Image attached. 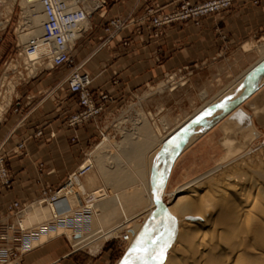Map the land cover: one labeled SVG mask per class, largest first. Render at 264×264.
Wrapping results in <instances>:
<instances>
[{
    "label": "crops",
    "instance_id": "0c3cea01",
    "mask_svg": "<svg viewBox=\"0 0 264 264\" xmlns=\"http://www.w3.org/2000/svg\"><path fill=\"white\" fill-rule=\"evenodd\" d=\"M204 1L190 0L192 4ZM180 4L181 0H108V5L92 17L90 31L77 43L75 64L93 79L90 88L96 103L104 108L103 116L131 100L140 102V97L155 85L182 70L196 71L238 48L244 50L247 42L264 35V0H234L231 9L203 18L199 26L191 21L160 28L149 21L139 23L151 9L157 16L164 15L177 10ZM120 16L135 23L109 47L103 46L105 26ZM68 75L66 68L46 73L26 83L14 96L17 112L0 126V151L13 178L12 188L0 187V214L13 202L30 204L46 188L52 193L58 191L88 158L99 126L95 119L76 128L68 127V117L80 109L77 97L68 89ZM104 95L108 96L106 101L101 99ZM40 131L42 135L37 136ZM75 136L78 140L73 142ZM21 143L25 144L22 150L18 148ZM79 178L80 183L74 181L70 187L67 199L75 195L82 206L84 196L102 188L103 178L94 169ZM57 237L32 248L22 264H110L109 245L75 250L66 239Z\"/></svg>",
    "mask_w": 264,
    "mask_h": 264
},
{
    "label": "bare ground",
    "instance_id": "6f19581e",
    "mask_svg": "<svg viewBox=\"0 0 264 264\" xmlns=\"http://www.w3.org/2000/svg\"><path fill=\"white\" fill-rule=\"evenodd\" d=\"M12 1L14 2L15 0H0V25H2V27H7L8 23L10 22L9 17L13 13V9H14ZM31 1H35V0H21L20 2L21 3L20 5L22 6L23 9V13L20 20L19 37L23 45L31 36L40 34L41 26L44 20L42 6L40 2L31 4ZM4 18H8V19L6 21H3ZM254 49H255V45L253 44L247 43L244 45V50L247 52L252 51ZM259 52H263L261 59H259L254 65L248 68L247 71L241 75V77L238 79L237 85L232 87V89L229 91V93L226 96L221 97V99L219 100L211 101L207 103L201 109L197 110V112H195L190 118L182 122L178 127L171 130L168 135H165V137H163L161 140H158V143L154 139L152 144H150L152 145V147L155 146L154 154H156V158L154 159V161L151 162L153 166L151 176L152 179H154V182L153 180H151L152 184L151 182L150 184L147 183V186L146 184H143L145 190L147 191L146 193L151 203L149 208L145 210L144 213H148L147 214L148 220L149 218H153V216L156 219L153 226V230L154 231L157 230L156 231L157 233H153V234L157 236L159 231L158 234L159 236L155 237V245H149V247L152 246L163 247L164 244L169 245L170 243L168 242L169 241L168 239L171 240V237L174 236V234L172 236L169 235L170 231L172 230L169 229L171 226L168 228V230H164L165 227L163 229L164 225H162V221L166 223L167 218L165 219L166 220L165 221L164 218L166 216L164 217V215H162L164 218H161L160 214L159 215L157 214L159 212V208H158L157 200L153 198L154 197L153 189L156 188V190H158V187L160 186L164 188L167 181L170 180L172 170L178 158L190 146H192L195 142H197V140H199L206 132H208L216 123H219V127L221 128V131H223L224 133L233 134L232 132H236L237 128H240V126H238V122L230 121V119H228V117L230 116L229 114L232 111L226 117L223 116L224 118L221 121L218 119H220L221 115L224 114L223 111L229 106H231V104L233 105V103L236 104V102L238 101L240 102L246 99L247 97H249V95L254 93L261 84H264V50L262 51L260 50ZM26 62H29V60L26 59ZM36 68H38V66H34L33 68L30 69L31 74L35 73ZM164 85H166L165 82L159 84L156 88L150 89L149 92H147L144 96L140 97V102L127 106V109L124 110V113L129 114V115L127 114L128 116L127 115L126 116L129 117L131 122L133 123H130L132 124L131 129L129 128L130 130L121 128V132L123 133V136L125 137L130 136L132 138L134 137L133 135H136L137 133L136 130L138 129L143 130V128L141 127H146L145 125H148L149 122L148 119L145 117L146 115H144L141 102L146 98H148L155 91L163 90ZM262 89H260L259 91H261ZM258 92H256L255 94H257ZM255 94L250 98V100L255 96ZM252 106H254L252 108L256 107V109L259 110V112L261 111L263 112L264 107L262 108V106H264V96L262 99L261 106H257L255 104H253ZM238 107L239 109H242L246 114L252 116V114L249 113V111L246 108L240 106ZM236 109L237 108H235L233 111H235ZM0 110L4 111V106H1ZM203 120L207 122L205 124L203 123L204 125L200 124L199 126H197L199 122ZM241 131H242L241 141L237 142V140H235V136L234 137L230 136L226 142L223 141L224 142L223 146L227 151V154L222 159L223 163L219 162L217 167H215L207 174L197 178L192 182L185 184L184 186L179 187L177 190L173 191L170 194V197H172V199L175 198L176 200L180 201V204L182 202L184 203V201L187 198L186 197L187 195H192L196 197L197 191L194 188H196V185L199 184V182H202L203 179L205 178L207 179L208 176L214 174L215 172L217 173V171L227 167L228 165L230 166L239 158H242L246 156L247 153H250L253 150L252 148H250L254 144L253 142L259 139L262 135V131L257 127L255 123L254 116H252L251 124H249L248 127H242ZM149 143L146 149L141 148L144 152H142V150L140 151L139 149L138 150L140 152H136L137 149H135V152H129V153H131L133 158L135 155V157L140 160L141 158H143L145 153L147 154L149 152L148 151ZM111 150L112 149L111 146L109 145V138L106 135H104V139L102 140V142L99 143L97 146H95L91 150V152L89 151L90 153L86 161L87 163L84 166L86 167L88 165H91V168L86 174H88L90 171H93L94 169L97 170V172L100 175H103L104 177L108 178L109 172L112 173L116 172L117 170L113 169V167L110 166V162H109V160L111 159L110 157H113L114 155ZM238 155L240 156L239 158L234 160L232 159ZM117 158L119 159V157ZM127 159L129 160V158ZM139 160L135 161V164L137 162L139 163V165L143 163V161H139ZM123 161L121 160L120 162ZM120 172H122V170H120ZM122 173L124 174V172ZM86 174H84L83 176H85ZM117 175L119 176V174ZM249 175L251 178L250 179L251 182L252 181L256 183L258 182V184L262 183L264 185V172L260 167L251 168L249 170ZM83 176L76 175L75 177H73L70 184L68 183L64 188H62L60 192L56 193L54 201L46 200V199L44 200L41 199L37 202L35 201L18 217L19 218L18 224H20L24 230L25 229L40 230L42 226H50V225L55 226V229H48L47 232H39L38 236L31 240L32 248H35L36 246L45 243L49 239L55 238L61 234L64 233L66 234L68 232L69 227H72L75 231V232L70 231L68 232V234H70V237L72 238L76 250H80L82 248L84 249V247L87 246L97 248L100 246L102 242L107 241L112 236H116L118 232L124 228L125 224L130 223L131 221L135 220L136 217H138L139 214L136 216H131L130 214L128 215L129 209L125 204L127 193H125L124 191L114 193L113 195L114 196L113 198L115 199L114 204H110V205L105 204L104 206H102V203H104L106 200L110 198L108 189L109 187L114 186L112 185L113 183L111 184L112 186L110 184L109 186L104 185L102 188L98 189L97 191H94L89 195L84 196L83 200L85 201V203L82 206L80 205V202L77 200V197L75 195L70 196L71 198L67 199L69 198L68 197L69 193L72 192V189L70 187L73 184H75V182L79 184L80 183L79 177H83ZM113 179L114 182L115 179L117 178L114 177ZM109 180L111 181L110 178ZM118 180L120 181V179ZM227 181L230 182V184H233L232 185L234 188L233 192L238 198L237 200L235 198L234 199L228 198L226 199V201H224V204L223 203L218 204L216 203L217 201L215 202L211 197H208L205 193L201 195V199L198 201V203L195 202L193 204L189 202L190 204H186V205L182 204L180 207H176L175 209L172 208L171 211L169 210L170 208L168 209L169 213L172 215L176 214L178 211L181 212V210L188 211V208L194 209L197 213V217L199 220L197 224V228L195 227L196 229L190 231V233L188 234H183V233L179 234L178 240L176 242L177 245L175 244L173 247L170 246L171 248L170 250L172 252L171 256H169L168 258L166 257V253H167L166 250L168 248L166 247L165 258L162 261L152 259L149 260L148 264H187L189 260V256L193 251L196 252V256H195L196 258L194 257L193 259H191L188 262V264H264V194L261 197L260 196L261 194L259 195L258 191L253 193L251 192V190H243V187L245 185L247 186L248 184L247 181H245L244 177H240L237 175L230 177ZM72 197H74V200ZM66 199L68 200V202L66 201ZM78 205H79L78 208L81 211L91 212L90 220L92 219L91 222L95 225L93 230L95 232L92 234L91 231L90 232L91 235L90 234L88 235L86 234V232H83L85 231V228L82 229V231L77 232L76 228L79 225L72 216L75 215L73 214V211H75L76 206ZM106 212H108L107 214L111 212L110 218H116L117 213L120 212L124 217L123 223L113 226L111 228H107V229L104 228L101 223V221H103L101 220L102 218L101 216ZM78 213L80 212H76V215ZM196 213L194 215H196ZM154 218L153 220H155ZM61 219L64 220L73 219L74 224L73 226H69L67 224V221L66 224H60L59 221ZM84 220L85 219H83L82 221L83 227L85 226ZM145 228H146L145 231H143L142 233L139 231L138 236L137 235L135 236L134 234L133 237L134 242H131L132 234L127 233L130 236V240L128 241V243L131 242L132 246L131 248L129 247L130 249L127 250L125 255L119 260L117 264H125V261L134 259L135 254L132 252V250L137 246V242L141 239L147 241L148 239L147 237H149L148 227L145 226ZM151 230H152V225H151ZM167 231L169 232L167 233ZM150 234H151L150 236H152V233ZM176 234L175 236H177ZM125 235L122 236V239ZM161 237H163V240H161ZM179 254L182 255L183 259L177 257V255Z\"/></svg>",
    "mask_w": 264,
    "mask_h": 264
},
{
    "label": "rangeland",
    "instance_id": "374dc122",
    "mask_svg": "<svg viewBox=\"0 0 264 264\" xmlns=\"http://www.w3.org/2000/svg\"><path fill=\"white\" fill-rule=\"evenodd\" d=\"M20 2L21 0H15L14 2L12 1L14 9H13V13L9 17L10 22L8 23L7 27H2V25H0V83H1L0 107L4 106V111L0 110L1 111L0 112V126L5 121L6 118L9 119L11 116L14 115V111L17 112L16 111L17 109L13 105L14 96L17 95V93L20 90H22V87L25 86L26 83L34 82L39 77L46 76V73L57 71V70L56 71L47 70L46 68H49V67L47 64H45L43 68H45L46 70L41 72V69H42L41 68L37 72V74L39 73L38 76L34 78L29 71L25 70V65H24L25 59L23 56L20 55L22 46H23V44L20 41V37H19L20 36V29H19L20 20H21V16L23 13V9H22V6L20 5L21 4ZM90 27H91V20H90ZM263 37L264 35L250 40L253 42H247V43L255 45V49L250 52H245L242 48H238L236 51L230 52L229 54H226L225 57L220 58L217 61H213L212 63L207 64L206 66H203L202 68H199L196 71L194 70L192 72V69L186 68L182 70L184 72H179L173 75L172 78H167L164 81H162L161 83L165 82L166 84L164 85L163 90L155 91L154 93L150 95V97H148L147 99L141 102V106L144 111V115H146L145 117L148 119L149 126L145 125L146 127H141L143 128V130L142 129L136 130L137 132L136 135H133L134 137H132L134 141L132 140L130 136H126V137L123 136V133L121 132V128H125L127 130L131 129L132 124L130 123H133V122H131L130 118L127 117L129 114L124 113V110L127 109V106H130L131 104H136V102H138L139 99L131 100L129 102L124 103L122 106H120L116 110L110 112L107 116H103V113H102L101 116L96 118L99 129H97V134L93 138V143L91 144L88 151L92 147L96 146L98 143L102 142V140L104 139V135H106L109 138V145L111 146V149H112L111 151L115 155V157L114 155L113 157H110L111 158L109 160L110 166L113 167V169L117 170L116 171L117 173L109 172L108 178L101 175V177L103 178L100 180L101 185L109 186V184L111 185L112 183H113L112 185H114V186L111 185L113 188L109 187L108 191L110 194V198L106 200L104 203H102V206H104L105 204L106 205L114 204L115 202V199L113 198L114 193L124 191L125 193H127L125 204L129 209L128 215L130 214L131 216H136L139 214L138 217L135 218V220L131 221L130 223L125 224L124 228L121 231H119L116 236H112L111 239L109 238V241L99 246V249L105 244L111 247L112 254H111L110 264H117L119 262V260L125 255L127 250L131 248L132 246L131 242H134L133 241L134 234L135 236L136 235L138 236L139 231L141 233L145 231L146 229L145 226L148 227L149 237L151 235L150 233H152L151 237L155 238L159 236L158 235L159 231H158L157 236L153 234V233H157L156 232L157 230L155 231L153 230V226H154L156 219L153 216L155 220H153V218H149L148 220V216H147L148 213H144V211L149 208L151 203L146 193L147 191L145 190V187L143 186V184H146L147 186V183L150 184L151 182L152 184L151 180H153L154 182V179H152V176H151L152 170H153V166L151 162L154 161V159L156 158V154H154L155 146L152 147V145L150 144H152L154 139L158 143V140H161L163 137H165V135H168L171 130L178 127L182 122L190 118L195 112H197V110L201 109L207 103L211 101L219 100L221 99V97L226 96L229 93V91L232 89V87L237 85L238 79L241 77V75L244 72H246L247 69L250 66H252V64L254 65L259 59H261L263 52H259V51L264 50V38ZM16 66L18 67L17 71H12V69L16 68ZM35 74L36 73H34V75ZM157 86L158 85H155L153 88H156ZM262 88H264V84H261L257 88V90L251 95H249V97H247L246 99L240 102L238 101L236 102V104L234 103L233 105L231 104V106L226 108L228 110L225 109L223 111L224 114L221 115L220 119L218 120L221 121L224 117H226L231 111H233L238 106L246 108L249 111V113H253L252 111L254 110V108H252L254 107L252 106L253 104L251 105V108H247L246 104L250 101V98ZM206 122L207 121H204V120L200 121L197 126L203 123L205 124ZM255 123L257 127L262 131V135L259 139L253 142L254 144L252 143L253 145L251 144L252 146L250 148H252L253 150L250 153H247L246 156L242 158H239L240 157L239 155L235 156L234 158H232L233 160L237 158L239 159L236 160L234 163H232L230 166L228 165L227 167L222 168L221 170L217 171V173L215 172L214 174L208 176L207 179L206 178L203 179L204 181L202 180V182H199V184L196 185V188H194L197 191L196 197L192 195H187L186 196L187 198L184 201V203L182 202L180 204V201L176 200L175 198L172 199V197H170V194L173 191L177 190L179 187L184 186L185 184L192 182L196 180L197 178L207 174L208 172L213 170L215 167H217L219 162L223 163L222 159L227 154V151L225 150L224 146L220 142V139L224 136V134L221 131V128L219 127V123H216L208 132H206L199 140H197V142H195L192 146H190L178 158L172 170L170 180L167 181L164 188L160 186L158 187V190H156V188L153 189L154 190L153 198L157 200L158 202L157 204L159 208V212L157 214L158 215L160 214L161 218H164L166 216L164 220L167 218L166 219L167 221L165 220L166 223L162 221V225H164L163 229L165 227L164 230H168V228L171 226L169 228L170 230L172 229L169 233V235L171 236L173 234L175 236L177 232L176 234L177 236L175 237L172 236L171 240L170 239H168L169 241L167 240L170 243L169 245H167L168 247L166 250L167 258L171 256L172 252L170 250L171 249L170 246L173 247L176 244L179 234L180 233H183V234L190 233V231H193L197 228V224L199 222L197 213L194 209L188 208V211L181 210V212L178 211L176 214L172 215L169 213V210L171 211L172 208L175 209L176 207H180L182 204L186 205L190 203L194 204L195 202L198 203V201L201 199V195L205 193L208 197H211L215 202L217 201L216 203L218 204H221V203L224 204V201H226V199L228 198H233V199L235 198L237 200L238 198L233 192L234 191V188L232 186L233 184H230V182L227 181L230 177L237 176V175L240 177H244L245 181H247V183L249 184V185L247 184V186L245 185L243 187V190H251V192L253 193L258 191L259 195L261 194L260 195L261 197L264 194V185L262 183L258 184V182L257 183L253 181L251 182L250 180L251 178L249 175V170L251 168L260 167L264 172V127H261L259 124H257L256 120H255ZM145 138L148 139V142H147V139ZM75 140L77 141L78 139L76 138ZM238 140L241 141V135L238 136ZM148 143H149V148H148L149 152L147 154L145 153L143 158H141L142 156L139 157L141 158L140 160L136 158L135 155L133 158L131 153H129V152H135V149L137 150L139 149L140 151L143 148L146 149L148 147ZM115 145H117L116 147L117 150L114 148ZM137 150L136 152H140L139 150L138 151ZM88 151H87L86 158L88 156ZM142 152L144 151L142 150ZM117 157H119V159ZM186 157H187V160L185 159ZM127 158H129V160ZM137 159L139 161H143V163L141 165H139L138 162L135 164V161H138ZM121 160L122 161L124 160V161L120 162ZM191 163H193V165H190ZM120 170H122L124 174L120 172ZM182 173L184 176L182 175ZM117 174H119V176ZM111 177L117 178L115 179L116 182L114 181L115 183L113 182L114 179ZM109 178L111 179L112 182L109 180ZM118 179H120V181ZM64 186H62V188ZM41 199L42 198L39 197L28 205H32L35 201L37 202ZM75 210L76 212H80L77 215L75 214L74 216H72L75 220L81 221L84 216H87V218L84 221L85 226L83 227L82 225L79 224L78 231H82V229L85 228V231L83 232H86V234L91 235L90 232L92 231V234H93L95 232L93 231L95 225L91 222L92 219L90 220L91 212L81 211L79 208ZM107 213L108 212L102 214L101 216L103 218V219L101 218V220H103L101 221V223L104 228L106 229L111 228L113 226L123 223L124 217L120 212L117 213L116 218H110L111 212H109V214ZM195 213L196 215H194ZM162 215H164V217ZM18 219L19 218L17 216H13V215L8 216L7 209L5 213L0 214V223L17 224ZM151 225H152V230H151ZM52 226L53 225L44 226V227L46 230L55 229ZM70 231L75 232L72 227L68 228V232ZM68 232L66 234L64 233L59 236L60 238L66 239L69 242L70 246L73 247L74 243L72 241V238L70 237V234H68ZM168 232L169 231H167V233ZM127 233L132 234V240L130 243L122 241V236ZM74 249L76 250L75 246H74ZM86 249H81V250H86ZM195 256H196V252L194 251L191 252L188 262L191 259H193ZM177 257L181 259L182 255L179 254L177 255Z\"/></svg>",
    "mask_w": 264,
    "mask_h": 264
},
{
    "label": "built area",
    "instance_id": "2783aa9c",
    "mask_svg": "<svg viewBox=\"0 0 264 264\" xmlns=\"http://www.w3.org/2000/svg\"><path fill=\"white\" fill-rule=\"evenodd\" d=\"M40 2L44 20L41 26V32L38 35L31 36L22 46L20 55L25 59V70L31 73V68L38 66L35 71L60 70L66 68L69 70L66 83L70 92L77 97L80 109L67 119V125L70 128H76L89 121L95 120L102 115L104 108L96 103L91 84L93 79L89 74L83 73L78 65L75 64V49L77 43L91 29V18L102 8L108 5V0H35L32 3ZM258 4V1L255 2ZM233 7V0H206L200 4H192L190 0H181L179 8L173 12L164 15H156L151 9L147 17L141 18L139 23L149 21L154 28L171 25L177 22L191 21L195 25H200L203 18L208 16L220 15L221 13ZM7 19L4 18L3 21ZM133 22L129 17H116L111 19L104 28L107 35L102 45L109 47L110 42L127 30ZM127 45V43H126ZM34 58V59H33ZM26 59L29 62H26ZM47 64L49 68H43ZM18 67L12 69L17 71ZM40 72V73H41ZM102 101L108 99L107 95L101 97ZM11 106V105H10ZM17 111V110H16ZM38 132L37 136H41ZM54 137V134H52ZM77 137L72 139L75 142ZM19 149H24L25 144L21 143ZM84 161L78 172L73 173L67 183L70 184L76 175L86 174L91 165L84 166ZM85 167V168H84ZM13 185V178L7 166L6 158L0 151V187L10 189ZM59 189L57 192H60ZM57 192L52 193L51 189H44L41 198L44 200H55ZM30 205L20 202H13L7 208L8 216L19 217ZM84 216L83 219H86ZM77 224L82 225V221ZM73 226L74 220L61 219L60 224ZM85 221V220H84ZM80 222V223H79ZM55 228V226H52ZM77 232L79 227L77 226ZM48 230V229H47ZM44 226L40 230L23 229L20 224L0 223V264H21L23 257L31 251V240L38 236L39 232H47ZM130 236L127 234L122 241L128 242Z\"/></svg>",
    "mask_w": 264,
    "mask_h": 264
},
{
    "label": "water",
    "instance_id": "95a60500",
    "mask_svg": "<svg viewBox=\"0 0 264 264\" xmlns=\"http://www.w3.org/2000/svg\"><path fill=\"white\" fill-rule=\"evenodd\" d=\"M263 96H264V88L261 91H259L257 94H255V96L246 104V107L251 108L252 104L261 106ZM263 107L264 106H262V108ZM252 111L253 113L251 114L252 116H254L257 124H259L261 127H264V111L259 112V110H257L256 107ZM229 115L230 116L228 117V119H230V121L238 122V126H240V128H237L236 132H232L233 134L224 133L222 131L224 134V136L220 139V142L222 145L224 143L223 141L226 142L230 136H233V137L235 136V140L239 142L238 136L242 135L241 128L248 127L252 121V116L246 114L242 109H239V107H237V109L235 111H232Z\"/></svg>",
    "mask_w": 264,
    "mask_h": 264
},
{
    "label": "snow or ice",
    "instance_id": "6c2138e0",
    "mask_svg": "<svg viewBox=\"0 0 264 264\" xmlns=\"http://www.w3.org/2000/svg\"><path fill=\"white\" fill-rule=\"evenodd\" d=\"M163 240V237H161ZM155 245V238L149 237L147 241L141 239L137 242V246L133 248L132 252L135 254L134 259L125 261V264H148L149 260L156 259L162 261L165 258V249L167 244L163 247L152 246Z\"/></svg>",
    "mask_w": 264,
    "mask_h": 264
}]
</instances>
